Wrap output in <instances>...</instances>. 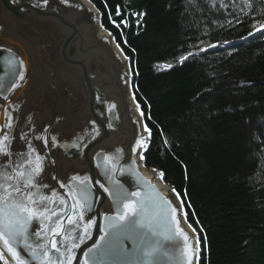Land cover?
I'll return each mask as SVG.
<instances>
[{"label":"water","instance_id":"95a60500","mask_svg":"<svg viewBox=\"0 0 264 264\" xmlns=\"http://www.w3.org/2000/svg\"><path fill=\"white\" fill-rule=\"evenodd\" d=\"M133 78L130 57L102 24L92 1L0 0V141L8 152L0 154V183L4 173L13 176L8 184L23 193L13 192L14 199L27 204L29 191L36 201L47 196L45 216L56 213L51 220L34 218L25 238L10 245L25 264H62L66 249H71L72 264L85 259L89 264H142L132 241L123 239L122 248L110 250L113 237L105 235L108 218L125 212L129 202L140 205L150 222L142 247L157 249L152 264L200 263V237L188 222L181 196L159 169L144 163L152 138ZM37 163L39 175L33 172ZM17 171L31 174L35 187L25 188ZM29 206L43 211L37 204ZM171 209L188 236L190 261L183 237L175 234ZM57 220L68 232L53 236ZM52 239L59 253L52 249ZM44 240L49 241L47 255ZM98 241L100 254L94 250L85 257ZM73 243L79 247L71 248ZM0 254L1 264H17L2 239Z\"/></svg>","mask_w":264,"mask_h":264},{"label":"trees","instance_id":"16d2710c","mask_svg":"<svg viewBox=\"0 0 264 264\" xmlns=\"http://www.w3.org/2000/svg\"><path fill=\"white\" fill-rule=\"evenodd\" d=\"M90 1L131 59L144 163L181 196L199 264H264V0Z\"/></svg>","mask_w":264,"mask_h":264},{"label":"snow or ice","instance_id":"6c2138e0","mask_svg":"<svg viewBox=\"0 0 264 264\" xmlns=\"http://www.w3.org/2000/svg\"><path fill=\"white\" fill-rule=\"evenodd\" d=\"M117 15H119V9H117ZM122 23H124L122 21ZM261 27H264V25H261ZM185 59V57L181 58V62ZM21 79H23V76L21 75ZM5 140H7V137H5ZM135 151V149H134ZM0 154L2 155H8L7 149L4 146L3 142L0 141ZM37 161H40V157L36 158ZM141 159H143V156H141ZM41 171V164L37 163L35 168L33 169V172L36 175H39ZM161 177L163 176V173L160 174ZM13 179V176L8 175L7 173L3 174V183H0V205L3 207L0 208V239L4 241L5 246H7L8 252L12 255L14 259H16L17 264H25V261L19 256V254L16 252V250L11 247L10 245L17 240L18 237L25 238V233L28 230V226L30 222L35 218L39 220L41 217L47 220H51L52 216H55L56 213H52L50 216H45V212H48L49 209L46 207V205L43 203L44 201H48L49 197L42 196L40 198V201L34 200L33 193L31 191L28 192L27 200L28 203L25 204L23 200L14 199L13 198V192L20 193L23 195L22 190L17 185H11L8 184V181H11ZM16 179L19 181L20 179L24 180V187L30 188L35 187V184L33 182V176L29 174L27 177H25V173L22 171H17L16 173ZM83 183V182H82ZM12 189V191H9V189ZM85 189H81V197L86 202V195H85ZM105 191H108L105 189ZM175 191V189H173ZM55 195V193H53ZM132 195H136L133 193ZM124 199H127V196L124 197ZM161 200L164 198L161 197ZM79 203V202H78ZM167 203V201H165ZM37 204L40 208H43V211H39V208L34 210L29 205ZM83 207V205H81ZM126 211L123 213L118 212L117 216L115 218L109 217V232H107L105 235H111L113 237V240L108 242V247L110 250H116L117 248H122L123 239H128L132 241L139 250L143 256L142 264H152V257L156 253L157 249L155 247L147 248L142 247L145 241V236L147 232L151 231L150 222L146 223L144 220V217L140 213V205H137L136 207L133 206L131 202L126 203L124 205ZM7 209L8 211H5ZM18 210V211H16ZM172 213V222L176 225L175 234L182 236L185 242V245L188 248L187 255L189 257V261L191 260V247L187 244L188 242V236L183 232L182 229L179 227V221L176 220L175 217V209L170 210ZM26 214V215H22ZM80 219H83V215L81 214ZM42 222V221H41ZM74 221L71 217L68 218V224H73ZM91 224L89 223L84 228V233L87 234L88 227H90ZM141 230H146L142 232ZM42 231H37L35 235L37 237H40L42 234ZM53 236H59L61 232L67 233L68 229L65 228V226L59 222V220L56 221V228L51 229ZM101 231H104V229H101ZM6 237V238H5ZM170 239L171 237H166ZM83 239V237H81ZM105 237H101V240H104ZM49 241L44 240L41 247L44 249V254L47 255V248L45 247ZM52 249L56 252H60V247L57 246V241L55 239L51 240ZM197 244H199V241H197ZM29 247H31L29 245ZM79 247L78 244L73 243L71 245V248H77ZM100 242L98 241L97 244L93 245L92 248L88 249V252H85L84 255L87 257L89 253H92L94 250L97 252V254H100L101 249ZM67 256L65 257V261L62 262V264H72V254L71 249H66ZM2 255V254H0ZM34 258H39L35 257ZM49 264H53V262L50 260ZM84 264H89V261L87 259L84 260Z\"/></svg>","mask_w":264,"mask_h":264},{"label":"rangeland","instance_id":"374dc122","mask_svg":"<svg viewBox=\"0 0 264 264\" xmlns=\"http://www.w3.org/2000/svg\"><path fill=\"white\" fill-rule=\"evenodd\" d=\"M261 25H264V22H263V23H261V24H259V25L256 27V29H255V30H258V29L264 28V27H261Z\"/></svg>","mask_w":264,"mask_h":264}]
</instances>
